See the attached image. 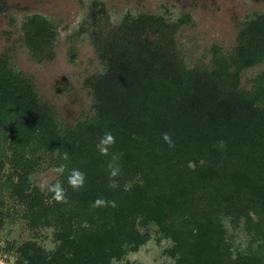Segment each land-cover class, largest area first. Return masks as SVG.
Returning a JSON list of instances; mask_svg holds the SVG:
<instances>
[{
    "label": "trees",
    "instance_id": "trees-1",
    "mask_svg": "<svg viewBox=\"0 0 264 264\" xmlns=\"http://www.w3.org/2000/svg\"><path fill=\"white\" fill-rule=\"evenodd\" d=\"M94 4L91 38L103 70L84 81L92 117L62 126L56 107L0 54V234L14 218L34 237L5 239L9 250L23 264H115L156 235L169 241L171 264H264V13L237 25L231 50L214 44L207 62L190 66L178 42L189 15L127 12L115 25ZM22 32L35 61L55 60L53 21L33 14ZM254 68L262 70L244 82ZM105 131L116 138L110 155L121 154L116 189L110 156L96 148ZM61 163L67 170L50 183L63 184L68 204L34 181ZM74 168L86 175L78 190L67 183ZM98 197L116 207L93 209ZM43 229L52 250L36 239Z\"/></svg>",
    "mask_w": 264,
    "mask_h": 264
},
{
    "label": "rangeland",
    "instance_id": "rangeland-1",
    "mask_svg": "<svg viewBox=\"0 0 264 264\" xmlns=\"http://www.w3.org/2000/svg\"><path fill=\"white\" fill-rule=\"evenodd\" d=\"M96 2L115 25L127 12L161 14L174 21L183 14L189 15L192 23L179 30L178 42L190 66L207 62L214 44L231 50L237 25L255 13H264V0H0V54H9L14 68L32 80L41 99L56 107L64 127L94 115V100L84 81L103 70L91 38V22L97 16ZM33 14L54 22L57 38L53 62L38 63L23 43L22 24ZM72 53L76 55L75 60L71 58ZM261 70L247 71L243 81ZM54 178L51 170H41L34 181L39 186L44 179L50 183ZM7 201L9 206L13 205L8 198ZM0 236L18 243L34 239L25 223L14 218L8 221ZM36 239L47 250L54 248L51 230H41ZM236 243H247L241 231L236 233ZM169 246V241H159L153 235L138 252L128 254L115 264H171L172 259L164 254Z\"/></svg>",
    "mask_w": 264,
    "mask_h": 264
},
{
    "label": "clouds",
    "instance_id": "clouds-1",
    "mask_svg": "<svg viewBox=\"0 0 264 264\" xmlns=\"http://www.w3.org/2000/svg\"><path fill=\"white\" fill-rule=\"evenodd\" d=\"M161 139L166 143L169 148L175 147V142L173 141L171 135L168 132L162 133ZM116 143V138L113 135L111 131H105L103 135L101 136L98 144L96 145L97 151L99 154L103 157H109L110 160L107 165L108 169V175H109V185L108 187L110 189H116L119 187L118 177L120 175V160H121V154L118 152L113 151L110 155V149L113 148V146ZM63 161L69 160V154L67 151H65L62 155ZM67 170V165L64 163L59 164L58 166H54L51 171L54 172L56 175H63L65 171ZM86 175L84 172L80 171L79 169H71L68 177H67V183L70 188L73 190H78L82 188L85 184ZM41 190H47L49 193L52 194L51 198L57 203L61 204H68L69 201L66 197V190L63 186V184L59 181L55 183H49L47 179H44L40 183ZM93 209L97 208H104V207H116V202L114 200H108L104 197H98L95 199L91 205Z\"/></svg>",
    "mask_w": 264,
    "mask_h": 264
},
{
    "label": "built area",
    "instance_id": "built-area-1",
    "mask_svg": "<svg viewBox=\"0 0 264 264\" xmlns=\"http://www.w3.org/2000/svg\"><path fill=\"white\" fill-rule=\"evenodd\" d=\"M0 264H23L19 262V258L15 250H9L8 244L0 236Z\"/></svg>",
    "mask_w": 264,
    "mask_h": 264
}]
</instances>
